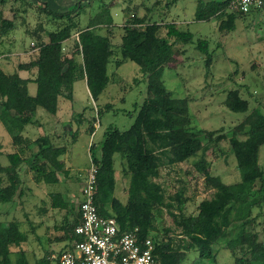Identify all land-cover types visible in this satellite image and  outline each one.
Returning <instances> with one entry per match:
<instances>
[{"label": "trees", "instance_id": "trees-1", "mask_svg": "<svg viewBox=\"0 0 264 264\" xmlns=\"http://www.w3.org/2000/svg\"><path fill=\"white\" fill-rule=\"evenodd\" d=\"M99 1V11L89 18L86 26H82L73 19L72 13L80 14L87 4L88 7L92 5V0L75 4L73 11L50 10L45 0H37L41 12L56 20H65L64 24L47 33L49 44L45 45L39 37L37 57L18 65L19 71L31 72L33 77L23 78L18 72L8 74L0 68V121L17 146L16 152L7 156L8 165H2L0 161V205L13 203L16 197L21 199L24 196L19 172L23 165L34 172L37 183L49 185L60 183L58 173L68 172L61 159L67 152L66 145L55 143L48 135L31 141L24 133L27 127L36 124L34 118L39 108L56 115L60 98L74 101L76 82L86 81L94 102L111 82L108 69L115 54L111 41L115 20L111 14L112 7L105 0ZM231 1L215 3L210 9L212 12L204 11L207 5H201L196 20L207 21L216 17L221 22V30L234 31L236 18L241 15L229 11ZM227 15V19L222 20ZM8 27L14 28L13 25ZM162 27V24L148 23L145 17H136L124 26L120 44L122 60L117 64L132 61L139 66L140 73L147 79V97L129 129L122 131L108 126L100 149L93 145L90 148L94 154L93 163L97 166L95 204L98 211L103 216L116 219L119 235L138 228L141 238H153L157 264H183L188 251L198 254L195 264L199 261L217 264L221 245L232 253L240 251L241 256L236 258L238 264H264V241L250 230L254 221L253 209L264 202V170L259 162L260 150L264 146L263 113L256 111L246 117L249 130L245 140L231 139L241 177L239 183L225 184L209 174L204 162L196 163L198 171L211 181L216 190L212 198L201 201L198 214H184L181 193L175 199L179 213H173V203L166 201L161 184L154 180L160 177L161 167L183 163L205 151L203 140L207 134H213L191 125L189 100L174 97L162 78L161 68L175 55V46L194 44L195 36L189 30L166 24L164 38L159 35ZM104 28L109 33H102ZM74 31L77 40L69 57L63 53L62 44L71 38ZM172 39L174 42L170 41ZM196 44L207 59L212 57L208 40L198 39ZM30 84L36 85L35 95L29 92ZM111 106L97 107L98 118ZM226 106L234 113H246L249 109L248 101L240 96L238 90L229 92ZM76 121L79 124L82 119ZM95 127V121H90L87 133L92 135ZM79 133L78 128L71 134V141L76 142ZM117 156L124 162V173L130 180L126 203L115 196ZM258 183L261 186L256 189ZM50 202L52 209L67 212L62 227L58 228L62 235L56 237L57 241L65 244L58 252L46 251L39 264H55L54 254L69 250L75 242L81 241L75 232L81 219L80 198L76 207L63 193L52 192ZM163 208L168 209L180 229V236L184 237L182 246H174L172 241L164 242L156 234L155 218ZM42 210L47 211L46 208ZM46 239L53 241L49 237ZM27 241L28 233L22 231L16 221H0V264H30L25 248ZM13 248L18 249L15 262L12 259Z\"/></svg>", "mask_w": 264, "mask_h": 264}, {"label": "rangeland", "instance_id": "rangeland-1", "mask_svg": "<svg viewBox=\"0 0 264 264\" xmlns=\"http://www.w3.org/2000/svg\"><path fill=\"white\" fill-rule=\"evenodd\" d=\"M45 1L50 10L73 11L75 4L81 1L87 3L88 0ZM177 1H179V9L174 19L178 23L182 22L179 25L180 29L194 33L196 40L194 44L175 46V55L166 66L161 68L162 78L167 90L174 97L189 100L191 125L195 129L213 134H207L203 140L205 151L199 152L183 163L161 167L160 177L154 180L161 184L166 201L173 203L174 207L171 211L175 214L179 213V204L175 199L177 194L181 193L185 215L198 214L201 201L212 198L216 191L211 186V181L196 168L197 162H204L209 174L225 184L240 182V172L231 139L237 137L239 140H245L249 130L246 117L256 111L264 114V8L237 17L236 28L231 31L221 30V22L218 19L196 20L197 11L200 9L198 0H105V3L112 7L111 14L115 20V26L111 29L115 54L108 69L111 82L97 102L92 100L85 81L76 83L74 102L61 98L63 119L81 118L83 121L89 119L83 124H78L77 121L70 124V133L77 128L80 129V133L76 142H73L71 134L67 132L69 137L66 142L70 148L61 157L63 161L65 159L67 174L58 173L61 180L55 185L37 183L34 172L28 170L27 165H23L19 172L25 190L24 196L21 199L16 197L13 203L0 205V221L8 223L14 220L22 231L28 233L25 248L28 251L30 264H39L38 262L45 257L46 251L58 252L65 244L63 241H57L56 237L62 235L58 228L62 227L67 212L51 208L50 194L61 192L77 207L79 193L94 164V154L90 151L91 140L95 141L93 145L101 143L108 126H115L122 131L129 129L147 97V79L140 73L139 66L132 61L117 64L122 60L120 44L124 35V26L134 21L136 17H145L148 23H157L160 21V18L155 17L158 14H174L173 7ZM91 4L90 7L87 4L80 14L72 13L73 19L82 26H86L89 18L101 7L99 0H92ZM213 6L214 4L207 5L204 11L210 12ZM40 7L37 0H0V65L6 66L5 71L8 74L18 72L19 64L28 63L37 57L39 37L46 38L48 32L56 30L65 22L48 17L41 12ZM227 17L228 15L222 20H226ZM9 25H13L14 28L9 29ZM164 28L159 33L161 37L165 36ZM102 33L109 32L104 28ZM198 39L209 41L212 52L210 59L197 49ZM76 40L77 34L74 31L65 43L63 53L67 56L71 55ZM170 41L174 42V39ZM21 75L25 78L33 77L31 72L28 74L22 72ZM233 90H238L240 96L248 101V112L234 113L228 109L226 99ZM29 92L35 95V84L29 85ZM107 104L112 105L111 109L105 111L99 119L96 113L97 107L103 108ZM34 119L36 124L27 127L24 136L33 141L40 136L48 135L56 143L53 134L61 133L62 130L58 129L62 126L54 123L52 115L39 108ZM90 121H95L96 125L95 138L92 139L86 132ZM16 149L17 146H14L10 134L0 121L2 165L9 164L8 153ZM259 162L264 170V146L260 150ZM124 166V162L117 156L115 196L126 203L130 180L124 173ZM260 186L261 183H258L256 189ZM43 208L47 211L43 212ZM252 217L254 221L250 225V230L258 234L260 241H264V202L253 209ZM155 227L156 234L162 241H172L174 246L184 244L182 241L184 237L180 236V229L175 225L168 209L163 208L161 213L156 215ZM33 229L35 232H31ZM48 237L53 241H48L46 239ZM12 251L14 252L12 259L15 262V252L18 249L13 248ZM239 252L238 250L232 253L222 245L219 246L217 264H238L236 258L241 256ZM196 261L198 254L188 251L183 264H195ZM197 264L207 263L199 261Z\"/></svg>", "mask_w": 264, "mask_h": 264}, {"label": "built area", "instance_id": "built-area-1", "mask_svg": "<svg viewBox=\"0 0 264 264\" xmlns=\"http://www.w3.org/2000/svg\"><path fill=\"white\" fill-rule=\"evenodd\" d=\"M263 7L264 0H232L229 10L247 15ZM96 173L93 164L80 191L81 219L75 232L81 241L54 254L55 264H157L153 238H141L138 228L119 235L116 219L99 213L95 204Z\"/></svg>", "mask_w": 264, "mask_h": 264}, {"label": "crops", "instance_id": "crops-1", "mask_svg": "<svg viewBox=\"0 0 264 264\" xmlns=\"http://www.w3.org/2000/svg\"><path fill=\"white\" fill-rule=\"evenodd\" d=\"M198 1H200V2H198V4H200L199 6H201L202 5V7H204V3H206L205 5H210V4H217V3H221V2H224L225 0H219L218 2H216L215 0H198ZM178 3H179V1H177V2H175V7H173L174 8V14H172V15H170V14H167V15H161V14H158L157 16H155L156 18H160V21H157V23L158 24H162V25H164V26H166V24H176V27H178L179 28V25L182 23V22H176L175 21V13H177V9H179L178 8ZM198 6V7H199ZM152 11H153V9H152ZM173 19H174V21H173ZM217 18L216 17H213L210 21H213V20H216ZM161 22V23H160ZM162 28H164V27H162ZM164 30L166 31V33H167V29L166 28H164ZM166 33H165V36L164 37H166ZM194 34V33H193ZM195 35V34H194ZM196 37V36H195ZM43 39V42H44V44L45 45H47V44H49V39H48V37H46L45 38V36L42 38ZM68 41V40H67ZM67 41H65L63 44H62V49H64V45H65V43L67 42ZM38 53H39V50H38V52H37V55H38ZM5 67L6 66H1L0 65V68H2L4 71H5ZM6 72V71H5ZM22 72H24L25 74L27 73L28 74V71H18V73H19V75L22 77V75H21V73ZM11 74V73H10ZM26 76V75H25ZM23 78H25V77H23ZM26 78H28L27 76H26ZM81 81H85V80H81ZM79 82V81H78ZM86 82V81H85ZM77 83V82H76ZM76 83H75V85H74V91H75V86H76ZM86 87H87V84H86ZM87 90H88V92H89V89H88V87H87ZM89 94H90V92H89ZM91 96V95H90ZM74 100H75V95H74ZM68 102H71V101H68ZM72 102H74V101H72ZM62 99L60 98L59 99V108H58V112H57V114L56 115H52V117H53V120H54V123H56L58 126H62L61 128H59L58 130H62L61 131V133H54L53 134V136L56 138V143H61V145H66V147H67V150L70 148V146H68V143L66 142V140L68 139V137H69V133H70V124H72L74 121H76L75 119L74 120H69V119H63L62 117H63V112H62ZM72 109H73V107H72ZM87 110V109H86ZM41 115H44V114H41ZM88 121H89V119H87ZM88 121H83L82 120V122H80L79 124H83V122H88ZM78 123V122H77ZM88 126H89V124H88ZM96 126V125H95ZM71 128H72V126H71ZM88 128V127H87ZM87 128H86V132H87ZM96 128V127H95ZM78 129V128H77ZM70 130V131H69ZM69 131V133H67ZM75 131V130H74ZM70 134H72V133H70ZM95 134H96V129H95V132L92 134V135H90L91 136V139L95 136ZM67 136V137H66ZM71 136V135H70ZM95 138V137H94ZM94 141V140H93ZM93 141L91 140V142H90V147H91V145H93ZM95 142V141H94ZM74 144V143H73ZM98 144V145H97ZM94 147H95V149H97V150H99L100 149V147H101V143H96V145H93ZM14 152H16V151H14ZM11 153H13V152H11ZM9 154V153H8ZM64 163H65V159H64ZM66 164V163H65ZM67 169V168H66ZM82 189V188H81ZM80 198V197H79Z\"/></svg>", "mask_w": 264, "mask_h": 264}, {"label": "clouds", "instance_id": "clouds-1", "mask_svg": "<svg viewBox=\"0 0 264 264\" xmlns=\"http://www.w3.org/2000/svg\"><path fill=\"white\" fill-rule=\"evenodd\" d=\"M230 11V10H229Z\"/></svg>", "mask_w": 264, "mask_h": 264}]
</instances>
